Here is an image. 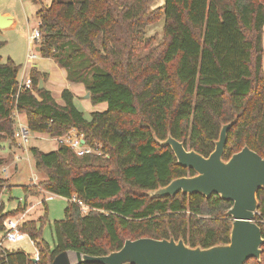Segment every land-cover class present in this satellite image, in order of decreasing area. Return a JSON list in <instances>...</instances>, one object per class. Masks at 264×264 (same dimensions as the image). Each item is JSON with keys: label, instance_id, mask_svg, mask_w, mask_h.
Returning a JSON list of instances; mask_svg holds the SVG:
<instances>
[{"label": "trees", "instance_id": "trees-1", "mask_svg": "<svg viewBox=\"0 0 264 264\" xmlns=\"http://www.w3.org/2000/svg\"><path fill=\"white\" fill-rule=\"evenodd\" d=\"M36 2V53L64 68L67 81L83 84L92 105L106 103L86 116L67 88L58 103L39 88L48 75L34 66L28 74L32 89L17 93L20 65L0 57V144H16L18 113L29 132L56 138L74 130L106 154L77 156L56 140L50 151L29 146L35 170L45 176L36 186L68 199L64 217L52 224V245L42 237L45 208L21 226L35 241L40 264L64 250L105 255L141 237L181 238L203 248L228 242L231 201L181 192L151 198L147 191L194 175L176 163L170 147L156 143L169 134L207 156L222 124L234 121L222 158L243 146L264 158V0H164L154 9V0ZM161 18L162 39L152 45L145 27ZM10 189L7 178H0V197ZM257 200L255 220L264 239L263 189ZM25 209L18 203L4 211L0 203V230L7 217ZM7 257L11 264H30L21 250ZM244 264H264V242L260 259Z\"/></svg>", "mask_w": 264, "mask_h": 264}, {"label": "water", "instance_id": "water-1", "mask_svg": "<svg viewBox=\"0 0 264 264\" xmlns=\"http://www.w3.org/2000/svg\"><path fill=\"white\" fill-rule=\"evenodd\" d=\"M11 23L9 15L0 14V28ZM43 82H39V88ZM85 96L88 98L89 93ZM234 121L222 124L214 149L207 155L187 149L183 142L170 134L156 139L161 147H170L176 163L194 171V175L181 176L166 185L147 191L151 198L182 194H217L232 202L226 215L232 218L229 241L210 247H191L183 239L173 237L155 239L141 237L126 239L122 246L105 255L92 256L64 250L57 253L49 264H244L250 258L260 259L264 242L261 227L255 220L258 209L257 191L264 190V158L248 146H243L227 160L222 158L227 131Z\"/></svg>", "mask_w": 264, "mask_h": 264}, {"label": "rangeland", "instance_id": "rangeland-1", "mask_svg": "<svg viewBox=\"0 0 264 264\" xmlns=\"http://www.w3.org/2000/svg\"><path fill=\"white\" fill-rule=\"evenodd\" d=\"M37 0H0V8H12L14 13L18 17V21L14 27L8 28L0 32V40L4 41L3 46L0 48V57L1 60L5 61L7 59H11L16 65H20L18 71V77L21 78L23 70H25V74H28V70L31 66H37L40 56L37 55L34 62L28 63L27 57L28 53H30L34 49V44H29L28 34L33 32L31 22L36 21L34 20V14H30L29 7L38 5ZM44 6L49 5V0H44ZM43 3V2H42ZM164 0H154L153 4L150 6L149 9H154L156 7L162 6ZM28 11V18L29 23L26 22L24 10ZM29 9V10H28ZM164 24V18L159 19L155 23L148 25L145 27V35L152 36L154 38V42L152 45H156L162 39V28ZM264 38V34H263ZM40 39V38H39ZM39 40H35V45H37ZM31 46V47H30ZM36 53V51L33 50ZM147 51H141L140 55H145ZM35 63V64H34ZM263 67H264V56H263ZM84 90L79 94L77 98L78 104H85V111L86 115L89 116L91 112L94 111H102L106 109V103H101L99 105H92L90 102L88 103L87 99L84 98ZM81 107V106H80ZM84 108V109H85ZM90 109V111H89ZM28 142L26 148L23 146H18L14 142L5 141L0 144V158H3L5 161V166L7 167L5 172H8L7 180L8 183L11 185L10 191L5 190L1 194V198L4 202V209L8 210L16 206L17 203L24 204V191L22 187L24 183L32 182V174L33 172L38 174L37 182L44 179V174L42 172H37L34 168L33 159H30L28 164V160L25 159L26 155L25 152L27 150L28 144L29 145H36L39 146L43 151H50L55 149L57 146L56 141L53 138H50L46 135H39L37 133H28ZM18 140V139H17ZM19 141V140H18ZM4 144V145H3ZM18 155L19 159L24 158L21 160L20 164L23 165L22 170L17 173L14 167H12L13 162ZM30 157V155L28 154ZM7 162V163H6ZM7 164V165H6ZM3 164L0 165V178H5V173L2 169ZM4 176V177H3ZM28 183V184H29ZM30 186V184L28 185ZM19 199H22L18 202ZM33 202L31 209L28 211L25 219L34 218L37 219L41 216L44 212V208L46 210V222L43 226L42 230V237L43 239L50 245L54 242V234H53V222L55 220L62 219L64 217V208L67 204V200L65 197L62 196H55L50 200H47L44 204L37 205L34 203L33 199H29ZM36 200V199H35ZM7 248H20L29 256H32L35 253V248L29 244L27 240L20 243L14 244H5Z\"/></svg>", "mask_w": 264, "mask_h": 264}, {"label": "built area", "instance_id": "built-area-1", "mask_svg": "<svg viewBox=\"0 0 264 264\" xmlns=\"http://www.w3.org/2000/svg\"><path fill=\"white\" fill-rule=\"evenodd\" d=\"M39 24L35 27V29L33 30V32L30 35V40L32 42L35 40H39V38H40ZM33 50L30 53H28V57H27L28 62H32L37 57V53L33 52ZM18 83L19 84H18L17 93L20 90H24V89L31 90L32 89L31 81H30L29 77H27L23 80H20ZM16 114H18V113H14L13 115H15V117L17 118ZM17 124H18L17 125L18 128H17V131L15 133V136L19 140L18 141L19 146L25 147L28 140H29L28 139V130L26 129V126L21 124L18 119H17ZM54 139L57 142L69 147L71 150L74 151V153L77 156H83V155L92 154V153L99 155V156H103V157L106 156V154H103L99 150V148L96 147L97 145L91 146V145L85 144V142L82 138V135L78 134L76 131H73V130H71L68 134H66L64 136L56 137ZM2 169L4 172L6 171L5 168H2ZM40 190H42V189H40ZM42 191L44 192V196L42 197V199H40L36 202L37 205L44 204L47 200H50L53 197L58 196V195H56L52 192H49V191H44V190H42ZM71 200H75V199L73 198ZM78 204L81 206L83 211H86L88 209V207L82 201H78ZM27 211L28 210L25 209L22 213H18L16 215L9 216L5 219L4 228L2 230H0V264H11L8 260V257H7L9 252L21 250L20 248H7L5 246V244H7V243H9V244L20 243V242H24L25 240H27L29 242V244L35 248V253L32 256H29L27 254L29 257V260H30V264H40L41 258H40L39 251L36 247L35 241L27 233H25L24 231L21 230V226L24 223V221L26 220L25 217L28 213ZM21 251H23V250H21Z\"/></svg>", "mask_w": 264, "mask_h": 264}, {"label": "crops", "instance_id": "crops-1", "mask_svg": "<svg viewBox=\"0 0 264 264\" xmlns=\"http://www.w3.org/2000/svg\"><path fill=\"white\" fill-rule=\"evenodd\" d=\"M40 1L43 2V4H45L44 0H40ZM51 1L52 0H49V4H50ZM29 9L28 10L30 11V14L31 15L34 14V17H35L34 20L36 19V21H32L31 22L32 29H35V27L39 24V20H38L37 15H36V11L38 9V5L31 6V7H29ZM23 10H24V15H25L26 22L29 23V18H28V13H27L28 11H26L25 9H23ZM0 14L9 15L11 17V23L7 27H5V28H0V32L1 33H3L4 30H6L8 28H11V27H14L16 25V23L18 21V17L14 13V11H13L12 8H10V7H8V8H0ZM30 35H31V31L28 34L29 44L31 45L33 43L34 44V51H37L38 50V47L35 45V41L32 42L30 40ZM263 46H264V38H263ZM27 62H28V60H27ZM32 62H34V60ZM32 62H28V63H31L32 64ZM31 67H33V66H31ZM34 67H37V69H39L40 71H43V72H46L47 73L48 77H47L46 82L43 84V86L51 92V94L57 100L58 103H62V100L60 98V92L62 91L63 88H67L70 92H72V94L74 96V102H75V104L81 110H83L84 112L87 111V109L85 108V104H80L79 105L78 102H77V98L79 97V94L82 92V90H84V93L86 92L83 84H81V83H71V82L67 81L66 80V71H65L64 68L59 67L55 63V61H53V59H51V58H43V57H40V60H39V62L37 64V66H34ZM29 70H28V74H29ZM28 74H25V70H23V73H22L21 78H18L19 81L27 78L29 76ZM84 98L87 99L88 103L90 102L89 99L85 95H84ZM99 104H101V103H99ZM99 104H96V105H99ZM89 111H90V109H89ZM16 115H17V118L14 115V117L16 118V120L18 119L21 124H23V125L26 126V120H25L24 116L22 114H16ZM28 133H29V131H28ZM31 133L33 134V132H31ZM39 135H42V134H39ZM16 144H18V146H19L18 140H17ZM26 146H27V144H26ZM26 146H25V148H26ZM29 146H36V145H34V144L33 145L32 144L29 145L28 144V147ZM25 154H27L26 157H25V159L28 160V164H30L29 160L32 159V156L30 155V153L28 151V148H27ZM28 154L30 155V157L28 156ZM18 157L19 156L16 155V158H15V160L13 162V165H12V167H14V169L16 170L17 173H19L22 170L23 165L20 164V162H21L22 159H24V158L19 159ZM2 168L7 169V167L5 166V161L3 162V167ZM3 174H4L5 178H7L8 172H5ZM37 177H38V174L35 173V172H33V174H32V182H30V183L27 182V183L22 184V185H24L22 187V189H23L24 194H25L24 195L25 196L24 197V202H25L24 204H25L26 209L28 211L31 209V206L33 205L32 204L33 202H31L29 199H33V201H35L34 203H36L38 200L42 199V197L44 196V192L42 190H40L36 186L37 185V180H36ZM28 183L30 184V186H28L29 185ZM21 200L22 199H19L18 202L21 201ZM0 203H1L4 211H8V210L13 209V208L16 207L15 206V207L10 208L8 210L4 209V202H3V200H2L1 197H0ZM30 219H34V218H30ZM30 219H26V220H30Z\"/></svg>", "mask_w": 264, "mask_h": 264}]
</instances>
